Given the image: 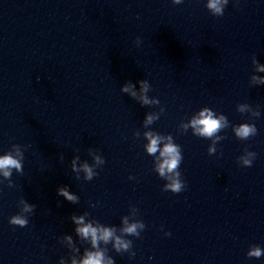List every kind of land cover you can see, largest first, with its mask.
<instances>
[{
	"label": "water",
	"instance_id": "95a60500",
	"mask_svg": "<svg viewBox=\"0 0 264 264\" xmlns=\"http://www.w3.org/2000/svg\"><path fill=\"white\" fill-rule=\"evenodd\" d=\"M253 57L264 63V0L230 2L222 17L200 0H0V151L25 152L24 174L0 178V264H58L68 250L57 237L75 239L70 216L85 212L117 228L124 216L145 223L128 237L132 260L109 246L116 264H264L246 258L264 247V86L251 83ZM141 79L158 105L120 92ZM204 107L229 122L213 155L212 139L181 126ZM149 112L159 118L145 128ZM240 123L256 135L238 139ZM148 130L180 146L181 193L162 191ZM90 147L105 164L78 180L70 160L91 162ZM246 148L257 153L250 168L237 164ZM62 185L78 204L57 196ZM20 197L36 205L24 228L8 224Z\"/></svg>",
	"mask_w": 264,
	"mask_h": 264
},
{
	"label": "clouds",
	"instance_id": "9594fccd",
	"mask_svg": "<svg viewBox=\"0 0 264 264\" xmlns=\"http://www.w3.org/2000/svg\"><path fill=\"white\" fill-rule=\"evenodd\" d=\"M204 8L213 17H222L225 9L231 2L234 7L239 5V0H200ZM174 6H179L185 3V0H170ZM137 43H142L140 37L136 38ZM252 85L259 87L264 86V63H261L255 57L252 58V74L250 77ZM151 89V84L148 79L137 80L135 83L126 81L120 86V92L127 94L134 101L138 102L142 107L158 105V98H150L148 93ZM249 109L248 105H239L238 110L245 112ZM164 109H161L163 112ZM254 115L259 116L256 112ZM159 118V113H145L144 126L148 128L155 120ZM185 130L189 127L192 129L193 135L198 137L212 139V144L208 148L209 155L216 152V142L222 137L216 135L222 129L229 126V122L224 115H217L208 107L201 108L194 113L187 123L181 125ZM235 136L240 140H248L249 137L256 135L257 129L249 123H240L233 126ZM137 135H139L137 133ZM144 138L147 143L144 145L145 152L154 156L156 166L154 171L162 178L165 183L162 186V191L171 192L173 194L181 193L186 188V182L182 178L179 171L183 160L182 150L180 146L173 142L171 135H162L153 130L144 132ZM30 147V145H27ZM159 155L156 156V153ZM88 155L91 157V162L87 159H81L79 155H74L70 160L71 171L75 173L76 179L84 181H92L94 177L99 175V170L105 164L104 157L95 149L89 148ZM257 158V153L250 151L247 148L243 154L237 157V164L243 168H250ZM64 156L61 154L59 160L63 161ZM25 152L21 150L20 144H12L10 149L0 151V178L3 180H11L13 173L24 174ZM132 180L134 177L129 176ZM3 181L0 180V183ZM56 194L62 197L65 201L71 204H78L80 197L70 190L68 185L57 187ZM17 212L8 217V224L14 227L24 228L28 226L30 218L35 214L36 205L29 203L25 198L20 197L16 203ZM135 211V209H133ZM88 213L77 215L73 213L70 216L73 228V234L64 233L57 237V242L66 247L68 250L67 257L61 256L58 259V264H116L115 258L109 254V246L111 251L117 255L128 254L129 260L135 257L133 251V240L128 237L141 238L142 232L146 225L142 220L129 221L128 216L121 218V226L117 228L115 225H105L98 220L89 219ZM161 231L164 237L171 236V233ZM264 256V247L259 244L250 245L246 258L259 260ZM151 260L152 258L149 257Z\"/></svg>",
	"mask_w": 264,
	"mask_h": 264
}]
</instances>
